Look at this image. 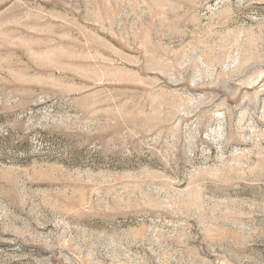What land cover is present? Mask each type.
Segmentation results:
<instances>
[{
	"label": "rangeland",
	"instance_id": "rangeland-1",
	"mask_svg": "<svg viewBox=\"0 0 264 264\" xmlns=\"http://www.w3.org/2000/svg\"><path fill=\"white\" fill-rule=\"evenodd\" d=\"M0 264H264V0H0Z\"/></svg>",
	"mask_w": 264,
	"mask_h": 264
}]
</instances>
